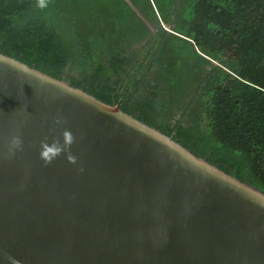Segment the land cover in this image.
<instances>
[{
    "label": "water",
    "instance_id": "1",
    "mask_svg": "<svg viewBox=\"0 0 264 264\" xmlns=\"http://www.w3.org/2000/svg\"><path fill=\"white\" fill-rule=\"evenodd\" d=\"M0 264H264V192L0 52Z\"/></svg>",
    "mask_w": 264,
    "mask_h": 264
},
{
    "label": "trees",
    "instance_id": "2",
    "mask_svg": "<svg viewBox=\"0 0 264 264\" xmlns=\"http://www.w3.org/2000/svg\"><path fill=\"white\" fill-rule=\"evenodd\" d=\"M130 1L0 0V52L264 192V0Z\"/></svg>",
    "mask_w": 264,
    "mask_h": 264
},
{
    "label": "rangeland",
    "instance_id": "3",
    "mask_svg": "<svg viewBox=\"0 0 264 264\" xmlns=\"http://www.w3.org/2000/svg\"><path fill=\"white\" fill-rule=\"evenodd\" d=\"M127 1H130V0H127ZM157 1V3L160 5V8H161V10H162V13H164L166 10H167V8H169L170 6V4L174 1V0H156ZM131 2V1H130ZM132 3V2H131ZM154 6H156V5H154ZM135 7V6H134ZM136 8V7H135ZM139 13V12H138ZM140 14V13H139ZM141 15V14H140ZM157 15L158 16H156V21H157V19H158V17H159V19H158V22L159 23H161L165 28H168V26L167 25H165L164 24V22H162V16H161V14L159 13L158 14V12H157ZM142 16V15H141ZM143 17V16H142ZM143 19L149 24V26H150V29L151 30H155L156 29V24H157V22H155L154 20H152L153 22H148L144 17H143ZM155 22V23H154ZM142 44V42H138V43H136L134 46L136 47V48H138V46H140Z\"/></svg>",
    "mask_w": 264,
    "mask_h": 264
}]
</instances>
